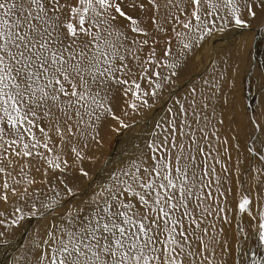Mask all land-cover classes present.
Segmentation results:
<instances>
[{"label":"snow or ice","instance_id":"1","mask_svg":"<svg viewBox=\"0 0 264 264\" xmlns=\"http://www.w3.org/2000/svg\"><path fill=\"white\" fill-rule=\"evenodd\" d=\"M249 18L264 23V0H0V200L21 195V184L27 194L32 159L63 174L70 167L63 156L82 161L81 145L96 140L106 121L131 127L115 114L117 93L125 116L150 109L189 52L228 27L248 28ZM197 92L190 90L187 106L176 101L168 109L146 149L110 171L83 207L61 212L60 193L39 207L33 200L32 216L56 212L58 223L28 250L31 261L25 254L15 264H214L209 250L219 244L209 218L229 221L218 202L223 182L210 163L221 164L218 151L211 155L203 111L212 96L198 103ZM246 127L264 144V108ZM78 171L77 179H90ZM63 191L76 195L67 184ZM238 207L249 227L257 221L264 245V205L257 211L242 194ZM24 219L19 205L10 216L0 212V243Z\"/></svg>","mask_w":264,"mask_h":264},{"label":"rangeland","instance_id":"2","mask_svg":"<svg viewBox=\"0 0 264 264\" xmlns=\"http://www.w3.org/2000/svg\"><path fill=\"white\" fill-rule=\"evenodd\" d=\"M249 19L251 20V18ZM258 31H264V23L259 19L251 20L249 27L246 29L228 27L224 32H217L211 39H207L202 43V46L195 47L184 58V60H187L191 64L188 66L189 70L184 72L180 71L179 76L172 78L171 83L160 92L159 97L155 101L150 100L152 107L142 111V115H137L140 120L137 119L131 123L129 122L130 120L127 121L125 117H122L124 115L122 108H124L125 103L119 93H117L118 101L115 99L116 102L113 101V105H117L116 108L119 110V112L116 111V115L121 117L127 124L131 125L135 123V130L131 133L132 136L129 137V140L133 141L137 137H145L149 132L150 137H152L151 133L155 130L156 123H153L152 127L147 123L155 115V112L158 111V107L162 99H165L167 91L169 93L171 90L174 91L177 89L164 106V117L161 118L164 121L171 115L168 113V109L172 108L175 111V108L178 107L176 101H180V103L186 106L191 103L192 97L189 93L192 88L198 89L196 94L198 103L202 102L204 97L212 96L211 100L206 101L209 107L203 111L204 115L208 116L211 121L208 125V133L211 143H213L212 148L214 149V151L211 150V155L215 156L218 151L221 160L220 165L228 169L227 172L218 174L221 176L223 182V188L221 190L226 192L227 198L232 201L230 202L232 208L229 213L231 215L228 220L229 223H222L218 217L213 219L210 217L209 220H213L216 223L217 229L210 230L215 237L223 235L220 231L221 229L228 230L226 227L228 224L231 228L229 229L233 231L232 236L234 237L235 243L233 244H235V249L232 250V257L234 256V259H225L223 262H226V264H241L243 259L246 258L243 252L247 250L246 253L249 255L258 242L257 221L252 220L251 227H249L247 213L239 212L238 206L241 195H249L250 200L256 204L257 211L260 210V205H264V183H261V181H264V174H262L264 173V160L261 159V156H264V144L258 143L253 137L246 134V132L251 130L246 127L249 118L255 119L257 113L264 108V37L260 38ZM218 39H221L219 43H217ZM258 40L260 43H258ZM216 43L224 45L219 46L218 50H216ZM155 47L157 50L162 49L164 47V41L161 40ZM159 52L161 51H157V53ZM157 55L160 56L161 53ZM214 62H219L223 68L221 67L218 71L216 69L218 63L214 64ZM158 71L164 73L166 76L170 75L167 68H160ZM205 81L209 83H205ZM210 85L214 87L210 88ZM213 92H215V95H213ZM128 111L131 112L130 109ZM161 119L160 122L162 121ZM120 128V125L115 120L109 119L108 132L115 134L113 136L110 134V136L103 139L104 141L99 140L98 145L90 142L91 147H96L99 151L95 155L85 157L82 161H76L75 163H73V158L69 164L70 167L63 174L59 171L61 176L68 178L66 175L68 173L69 176H73L75 173L80 174L78 171L79 168L92 167V171H88L90 179L83 178L84 182L82 186L74 191L76 193L74 198H69L65 194L61 196L63 202V208L60 209L61 212L64 209H72L75 211L77 205L83 207L84 205L81 202L88 201L99 189V186H101L102 178L98 180L100 177L99 174L118 162L114 158L113 160L111 159L118 146L117 134ZM212 132H215L216 135L212 136ZM256 135L258 136L259 133ZM221 137L223 139L219 143L218 140ZM225 141H227L226 144L224 143ZM216 148L218 149L216 150ZM249 148H256L260 151L250 153L247 150ZM225 149H227V153ZM123 156L122 154L121 157ZM39 163L35 164V167ZM41 163L42 166L38 168L41 171V176L36 183L31 185V191L35 195L46 196L47 189H49L47 184L53 177V174L44 161H41ZM210 163L212 164V160ZM258 169L260 171H257ZM19 170L20 166L17 165L16 171L12 175L14 176ZM92 172L94 173L92 174ZM9 182L11 183V180ZM19 191L21 195H12L9 193L7 203L0 200V212L7 210L12 213L11 204L23 195V188H19ZM219 201H222V197H219ZM221 206L223 205L221 204ZM30 215H26L25 219L19 225L12 228V233L6 239V242L0 243V264H15L19 256H24L25 254L28 260L31 261L32 252L28 251L29 246L40 243V238L44 237L49 226L58 223V220L55 219L56 212H52L51 215L45 212L44 216L37 215L34 217ZM222 215L225 216V214ZM31 220L34 221L31 222ZM25 224L26 227L24 229L23 225ZM231 224L235 225L231 227ZM217 241L219 246L216 249L221 255V258H223L224 254L222 255V253L224 252L222 248L226 243L220 240ZM210 259H212L211 255Z\"/></svg>","mask_w":264,"mask_h":264},{"label":"bare ground","instance_id":"3","mask_svg":"<svg viewBox=\"0 0 264 264\" xmlns=\"http://www.w3.org/2000/svg\"><path fill=\"white\" fill-rule=\"evenodd\" d=\"M260 34H259V37L261 38V37H264V31L263 32H261V31H258ZM263 33V34H262ZM221 34V33H220ZM161 34H158V37L157 38H159V36H160ZM218 35V34H217ZM218 37V36H217ZM140 38H142V37H140ZM260 38H259V40H260ZM221 40V39H220ZM220 40L218 39V42L217 43H219L220 42ZM259 40H258V43H260L259 42ZM216 43V44H217ZM261 43H262V41H261ZM221 45H224V44H217V46L215 47V49L216 50H218V47L219 46H221ZM258 46V45H257ZM264 48V47H263ZM261 49V48H260ZM161 51V49H158L157 51ZM159 53H161V52H159ZM159 53H157V54H159ZM264 53V52H263ZM256 57V56H255ZM258 57V56H257ZM218 63V64H217ZM214 64H217L216 65V69L219 71L220 70V68L222 67L223 68V66H221L220 64H219V62H214ZM189 65H191L190 63H188L187 62V60H184V62L181 64V68H180V71L181 72H184V71H186V70H189ZM192 69V68H191ZM168 70V69H167ZM168 73V72H167ZM166 73V74H167ZM163 75H165L164 73H162ZM166 76V75H165ZM142 86H144L143 84H142ZM166 87V86H165ZM177 90V89H176ZM176 90H171L169 93H168V91H167V95H166V97H165V99L163 98L162 99V102H161V104L159 105V107H158V111H156L155 112V115L154 116H152V118H150L149 119V123H147V124H150L151 125V127L153 126V123H156L157 124V122H160V119L162 118V117H164V112H163V110H164V106H165V104L168 102V100L170 99V97H172V94H174L175 93V91ZM166 92V91H165ZM118 95L116 94V98H115V100L116 101H118ZM114 100V102H116ZM113 102V103H114ZM112 106H113V109H114V111H115V114H116V111H118L119 112V110H118V108H116L117 107V105H113L112 104ZM145 113V112H144ZM120 114H122V113H120ZM143 114V112H140V113H131V115L130 116H125V115H123L122 117H125L126 118V120L128 121V120H130L129 122H131L132 123V121H135V120H137V119H139L140 120V118H139V116H137V115H142ZM162 120V119H161ZM164 121V119L161 121V122H163ZM146 123V122H145ZM139 126H141L140 124H139ZM135 123L134 124H131V127H129V128H120V131H119V133L117 134V138H118V146H117V148H116V150L114 151V155H113V157H112V159L111 160H113V158L114 159H116V161H118V162H116L113 166H111L110 168H108V169H106L105 171H103V172H101L99 175H100V177L98 178V180H100L101 178V185L102 184H105L106 183V181H107V177H108V175H109V172L110 171H112V170H114V169H117L118 167H122L126 162H128L130 159H134L135 158V156L136 155H139V153L142 151V150H145L146 149V144H147V141L148 140H150L152 137H150V135H149V133H147L146 134V136L145 137H137L136 139H134L133 141L132 140H129V137H131L132 135H131V133L135 130ZM143 127V126H142ZM140 128V127H139ZM138 128V129H139ZM145 128H147V127H145ZM144 128V130H146ZM140 132H141V130H139ZM143 131V130H142ZM37 134H39V133H37ZM110 134L113 136V134H115V133H110V132H108V121H106L104 124H103V126L99 129V136L97 137V139L96 140H92V139H89L88 140V143H87V146L86 147H83L82 145H81V150H82V154L85 156V157H91L93 154L95 155L98 151H99V149H96V147H94V148H92L91 147V144H90V142L91 143H93V144H96V145H98V141L99 140H103L104 138H106L107 136H110ZM223 138L221 137V139H219L218 141H219V143L221 142V140H222ZM104 141V140H103ZM101 142V141H100ZM212 145H213V143H212ZM218 145V144H217ZM216 145V146H217ZM220 146V145H219ZM100 148V147H99ZM130 148V149H129ZM215 148V147H214ZM218 148H216V150H217ZM211 150H213L214 151V149L212 148ZM96 151V152H95ZM227 153V152H226ZM46 155H47V153H45ZM124 155L123 157H121V155ZM74 157H72V158H70L69 156H67V155H65V156H63V159H66V160H68L69 161V164L72 162V160L71 159H73ZM40 162V163H39ZM39 163V165L38 166H36L35 167V164H38ZM212 164H214L215 165V167H216V169H217V173H219V174H223V173H225V172H222L221 171V165L220 164H216V161L215 160H212ZM42 166V163H41V160H39V159H32V161H31V167H30V169H25V171H27V172H29V178H31V179H33L35 182L34 183H36L38 180H39V178H40V176H41V171H40V169H39V171H37V169L39 168V167H41ZM83 168V167H82ZM84 170L86 171H89V172H91L92 171V167H89V168H84ZM51 173L53 174V177L49 180V182H48V184H47V187L49 188V189H47V194H46V196H42V195H35V194H33L32 193V191H31V186H29L28 187V192H27V194H23L21 197H20V199H18L17 201H15V202H13L12 204H11V210H12V212H13V210H14V208L17 206V205H19V206H22V207H24V215L26 216V215H29L30 214V212L28 211V209L29 208H31V205H32V202H33V200H35V202H36V204H37V207H39V203H40V201H45V202H48V201H50L53 197H55L56 196V193H60V197L62 196V195H64L65 193H64V191H63V189H64V184H67L68 185V187H71L72 189H73V191H75L76 189H78V187H81L82 186V184H83V182H84V180H83V178H80V179H77L78 177H80V174L78 173H75L73 176H69V173L68 174H66L67 176H68V178H65V177H63V176H61V174L59 173V170H52L51 169ZM94 172H92V174H93ZM17 174V173H16ZM16 174L14 175V176H16ZM16 178L17 179H19L20 177H18V176H16ZM61 181H63L64 183H61ZM95 186V185H94ZM18 188H23L24 187V185L23 184H21V185H18L17 186ZM100 187V186H99ZM264 187V186H263ZM93 188H96V187H93ZM92 189V188H91ZM97 189V188H96ZM262 189V188H261ZM261 189H260V193H261ZM263 190V189H262ZM225 193V195L222 197V201H224V203L222 204L224 207H226V212L224 213L225 214V217L227 218V220H229L230 219V216L231 215H229V213H230V211H231V208H232V205H231V203L230 202H232V201H230L228 198H227V194H226V192H224ZM261 195V194H260ZM229 196H230V193H229ZM262 197V196H261ZM264 197V196H263ZM264 200V199H263ZM137 207H140L139 205H137ZM4 213H6V215H11L12 213H10L9 211H7V210H5L4 211ZM30 216H32V215H30ZM37 216V215H36ZM35 217V216H34ZM211 219H213V218H211ZM34 220H31V222H33ZM212 222H213V220H212ZM232 223V222H231ZM232 225V224H231ZM235 225V224H234ZM234 225H232L231 227H233ZM241 225H243L242 223H241ZM14 227H16V226H14ZM25 227H26V224L25 225H23V228L25 229ZM226 227H227V229L228 230H223V229H221V231H220V233L221 234H223V235H221L220 237H216V240H220V241H224L226 244H224L225 246L222 248V251L224 252V255H223V258H221V255L219 254V252L217 251V249L215 248V251L213 252V249H210L209 250V252H210V254H211V256H212V260H213V262H214V264H221V261H224L225 259H228V260H230V259H234V256L232 257V250H234L235 249V244H233V243H235L234 242V237L232 236V234H233V231H231L230 229V225L228 224V225H226ZM223 228H224V226H223ZM230 228V229H229ZM18 229V228H17ZM217 229V228H216ZM12 230V229H11ZM10 230V235H11V233H12V231ZM249 230V229H248ZM14 231V230H13ZM212 231V230H211ZM247 231V230H246ZM15 232V231H14ZM13 232V233H14ZM212 233V235H213V232H211ZM20 234V233H19ZM9 235V236H10ZM15 235V234H14ZM8 236V237H9ZM8 237L6 238V239H8ZM256 237V236H255ZM258 237H259V235H258ZM252 238V237H251ZM255 240V239H254ZM33 243V242H32ZM33 247V244L32 245H30L29 246V248L28 249H30V248H32ZM3 248V247H2ZM253 248V247H252ZM1 249V248H0ZM4 250H6V249H4ZM240 252H242V251H240ZM246 252H247V250H246ZM246 252H243V254L246 256V258L245 259H243V261L241 262V264H254V262H255V264H264V245H262L260 242H259V238H258V242H257V244H256V246L254 247V249L249 253V255L246 253ZM246 253V254H245ZM239 255V254H238ZM242 256V255H241ZM23 257V255H20L19 256V259H21Z\"/></svg>","mask_w":264,"mask_h":264}]
</instances>
